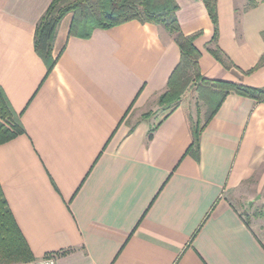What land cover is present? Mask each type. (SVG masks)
I'll use <instances>...</instances> for the list:
<instances>
[{
    "label": "crops",
    "instance_id": "obj_1",
    "mask_svg": "<svg viewBox=\"0 0 264 264\" xmlns=\"http://www.w3.org/2000/svg\"><path fill=\"white\" fill-rule=\"evenodd\" d=\"M52 1L0 0V86L25 129L0 144V183L33 261L264 264V101L228 94L195 156L183 104L154 129L174 35L132 20L84 38L69 20L48 73L35 31ZM176 2L203 77L264 88V0H217L230 68L203 0Z\"/></svg>",
    "mask_w": 264,
    "mask_h": 264
},
{
    "label": "trees",
    "instance_id": "obj_2",
    "mask_svg": "<svg viewBox=\"0 0 264 264\" xmlns=\"http://www.w3.org/2000/svg\"><path fill=\"white\" fill-rule=\"evenodd\" d=\"M203 2L214 26L211 42L215 45L209 48V51L225 68H230L233 63L217 45L219 35L217 0ZM178 10L176 0H53L36 25L35 50L50 73L58 59L53 55L57 29L63 17L69 12L73 13L69 35L84 38L91 37L95 29H109L132 20L164 27L174 35L181 51V58L169 77L167 90L159 97L161 111L156 117L154 129L177 106L183 104L192 135L188 152L198 156L202 130L216 114L227 95L236 93L264 101V88L203 77L199 66L201 52L195 45L201 32L184 34L178 21ZM263 65L264 57L252 70ZM194 90L199 93L208 108L204 123L199 117L197 119L192 117L188 106V100ZM24 132L19 114L15 112L0 86V144ZM152 135L151 132L149 137ZM34 259L0 183V264H23Z\"/></svg>",
    "mask_w": 264,
    "mask_h": 264
},
{
    "label": "rangeland",
    "instance_id": "obj_3",
    "mask_svg": "<svg viewBox=\"0 0 264 264\" xmlns=\"http://www.w3.org/2000/svg\"><path fill=\"white\" fill-rule=\"evenodd\" d=\"M72 16H73L72 12L67 13L63 17V19L61 20L59 27L61 26V24L68 23L69 20L71 21ZM158 103H159V101H158ZM188 106H189V109L191 111L192 117L194 119H197L199 117L201 119L202 123H204L208 108H207L205 101L200 97L199 93L196 90L193 91L191 97L189 98ZM160 111H161V108H160ZM243 213L249 219L253 214L252 211L250 209H248V207L247 208L245 207Z\"/></svg>",
    "mask_w": 264,
    "mask_h": 264
},
{
    "label": "built area",
    "instance_id": "obj_4",
    "mask_svg": "<svg viewBox=\"0 0 264 264\" xmlns=\"http://www.w3.org/2000/svg\"><path fill=\"white\" fill-rule=\"evenodd\" d=\"M23 264H56V260L53 258V256L46 255L43 258L31 262H26Z\"/></svg>",
    "mask_w": 264,
    "mask_h": 264
}]
</instances>
